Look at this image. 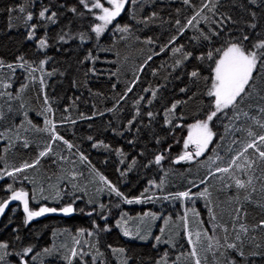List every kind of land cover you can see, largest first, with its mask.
Here are the masks:
<instances>
[{
	"label": "trees",
	"instance_id": "trees-1",
	"mask_svg": "<svg viewBox=\"0 0 264 264\" xmlns=\"http://www.w3.org/2000/svg\"><path fill=\"white\" fill-rule=\"evenodd\" d=\"M100 2L108 5L106 0ZM85 3L88 8L80 0H0V69H17L19 83L13 92L16 98L20 96L12 106L14 112L1 107L0 137L11 142L12 148L0 150V156L6 152L12 172L39 159L35 167L15 173L12 179L2 178L0 204L11 198L12 191L23 190L28 193L31 211L32 189L42 176H55L65 166L61 173L67 175L69 159L84 156L85 162L121 193L116 200L124 205L137 199L162 202L166 196L189 191L210 235L222 241L229 258L233 256L237 264H264V228L257 227L264 220V161L248 149L236 164L231 163L251 139L248 129L264 133L250 119H264L258 111L264 105L260 99L264 96V71L259 64L253 73V95L240 106L248 117L240 114L236 119L231 109L219 113L210 122L215 137L204 154L192 161L174 162L184 151H195L192 145L184 149V141L191 125L206 119L212 110L214 97L207 92L214 63L206 59L207 53L230 43H242L255 51L252 46L264 42V0H190L188 4L184 0H127L121 14L99 37L92 28L101 12L91 8L93 0ZM45 9V18H40ZM52 13L56 15L52 17ZM28 14L33 16L31 21ZM193 16L196 19L188 24ZM123 27L128 31L118 30ZM41 39L46 41L43 48ZM177 47L181 52L174 53ZM187 52L192 56L184 59ZM201 56L205 59H199ZM192 71H197L198 77H191ZM173 104L177 105L174 110ZM43 110L44 119L37 118ZM12 117L17 121V134L8 129ZM27 120L33 130L24 127ZM53 131L62 139L52 140ZM49 144L52 151L39 157ZM157 155L164 157L160 164L155 163ZM246 157L255 161L251 168L245 164ZM219 167H228L229 172H217ZM249 176L251 186H235L236 179L246 182ZM150 182L159 186L158 193L149 190ZM205 189L207 195L201 196ZM69 206L74 209L71 217L49 215L27 222L22 205H13L0 220V243L9 245V258L20 264L23 250L31 248L23 257L30 264L32 255L50 247L55 229L84 227L98 233L97 249L104 252V260L96 264H120L109 248H124L127 264H157L163 254L164 248L125 240L116 229L104 232L113 222L101 220L107 208L91 206L86 216L79 212V203L63 201L48 207L61 210ZM127 209L132 214L145 211V207ZM241 225L248 229L247 234L239 231ZM237 233L241 240L235 239ZM225 236L239 251L226 247Z\"/></svg>",
	"mask_w": 264,
	"mask_h": 264
},
{
	"label": "rangeland",
	"instance_id": "rangeland-1",
	"mask_svg": "<svg viewBox=\"0 0 264 264\" xmlns=\"http://www.w3.org/2000/svg\"><path fill=\"white\" fill-rule=\"evenodd\" d=\"M105 7L111 6L107 5ZM100 23L102 22L98 21V24ZM109 25L106 26L105 30ZM16 71L17 69H0V107L8 106L10 113L14 112L12 106L16 103L15 100L20 99V96L18 95L19 97L16 98L13 92L14 89L17 90L19 83ZM6 84L9 87L6 88ZM9 93L11 98H9ZM44 112L45 110L37 118L44 119ZM14 119L15 117L10 119L11 126L8 128L11 134H17V132H14L17 128V121ZM28 119L33 124L29 117ZM1 121L2 118H0V125ZM19 123H22V121ZM30 126L27 120L24 127L28 131L33 130ZM8 146H10L9 143ZM68 165L70 170L67 168L69 170L67 175L61 173V171L66 170V166L61 170L59 168L60 172L55 176L50 177L49 174H43L44 176L40 179L39 185L32 189L34 207L31 211L49 208L48 206L61 204L63 201H70L74 204L79 203L81 205L79 212L85 213L86 216L90 214L91 206H96L102 210L107 208L106 214L101 217V220L104 222L113 220L114 222V217L117 219L119 216L116 228L125 240L151 243L155 247L164 248L157 264H162L163 259L167 260V264H195V258L189 255L193 246L196 248L201 264H237L233 256L228 257L229 254L223 248L222 241H219V245H217L214 236L210 235L201 213L195 207L196 204L190 195L189 197H179L176 194L173 197L166 196L162 202L151 200L124 205L122 201L118 202L116 200V194L111 191L108 182L105 179L101 180V175L95 172L84 159L82 160L79 156L70 158ZM9 169L10 167L7 166L6 170ZM8 177L12 179V176L8 175ZM17 180L19 179L16 176L15 181ZM148 187L153 193H158L160 189L154 182H150ZM130 207H145V211L132 214V210L127 209ZM117 211L118 216H116ZM93 213L96 215L95 210ZM165 220L168 221L167 224H165ZM27 222L29 221L27 220ZM113 222L107 224L106 227L110 228ZM161 229H163V232ZM125 231H128L129 235H124ZM197 232L201 233L199 240H197ZM205 232L206 235H204ZM89 233L86 227L74 230L68 228L55 229L52 234V244L49 248H46L48 251L46 252L45 249L36 252L30 258V264H45L47 262L51 264H68L66 257H70V250L73 248L77 250L78 255L71 257V264L85 262L84 248L85 241H90ZM94 233L98 239L97 231L94 230ZM189 235H191L194 242L191 245L189 244ZM158 236L160 237L159 241L156 240ZM210 243L212 245L211 249H209ZM229 250L234 251V249ZM165 253H167L166 257Z\"/></svg>",
	"mask_w": 264,
	"mask_h": 264
},
{
	"label": "snow or ice",
	"instance_id": "snow-or-ice-1",
	"mask_svg": "<svg viewBox=\"0 0 264 264\" xmlns=\"http://www.w3.org/2000/svg\"><path fill=\"white\" fill-rule=\"evenodd\" d=\"M107 4L111 7H105L104 4L100 2V0H93L91 8L99 9L102 14L96 15L95 19L98 21H101L102 23L95 25L92 28V31L96 33L97 37H99L104 31L107 25L111 24L112 21L118 17L121 14V11L123 10L125 3L127 0H106ZM190 0H184L185 4H188ZM218 2V0H217ZM255 2V0H253ZM80 3L84 4L86 8H88V5L85 3V0H80ZM204 7H207V5H204ZM215 7V5H213ZM91 8L88 10L91 11ZM20 11H23V9H20ZM41 11L39 13L40 18H45V12ZM73 12L76 11L75 8L72 9ZM200 13L197 12L196 15L198 16ZM56 14L52 13V17H54ZM33 19V16L31 14L27 15V20L31 21ZM51 19V17H49ZM196 19V16H193L191 19L188 20V24H192V21ZM177 25H179V20H177ZM31 27H35L34 25ZM254 27V25H253ZM119 31L127 32V27L119 28ZM29 39H32L33 36L30 33ZM63 38V37H61ZM205 39H208V37H205ZM244 40L248 39V36L243 37ZM148 43H151V40L147 41ZM39 45L41 48L46 46V41L44 39L39 40ZM255 51L247 49L245 46H243L242 43H230L227 47H221L215 49V51H209L207 53L206 59L213 61L214 63V77L211 84V88L207 92V95L209 97H214V100L212 101L210 112L207 114L206 119L197 121L195 124L191 125L189 134L187 139L184 141V149H188L190 145H192L195 149L194 152L190 151H184L182 155H180L174 162L179 163L181 161H192L194 158L200 157L204 154V152L208 149V146L212 143L215 133L213 132L212 128L210 127V122L213 121L214 118L218 116L219 113L225 112V110L231 109L234 114V118L239 119V115L243 114L245 117H248V113L244 112L243 109L240 107L242 104H244L245 100H248L252 97L253 91L255 89V80L256 77L253 75L255 71L258 70V64L259 69L261 71H264V42H260L257 44H254L252 46ZM174 53L181 52V47L174 48L172 50ZM192 56L191 52H187L184 54V59H188ZM23 60V57L20 58ZM151 59V57H149ZM199 59L203 60L205 59L204 56L199 57ZM177 63H180V61H177ZM3 62L0 61V66H2ZM24 65L21 64L20 67H23ZM8 68H12L13 65L8 64ZM30 67V66H29ZM41 67H43V63L41 64ZM35 71V69H33ZM199 73L197 71L191 72V77L196 78L198 77ZM43 83V81H41ZM5 87H9V85H5ZM23 90V88L21 89ZM128 91H131V88H128ZM184 91V89H182ZM9 98H11V94L9 93ZM153 96H155V92H153ZM261 100H264V96H260ZM47 98H45V103H47ZM176 104H173L171 106L172 110L176 108ZM250 108L252 107L251 104L248 105ZM51 111V109H49ZM259 113L262 117H264V105L259 106L258 108ZM152 114L149 113V116ZM2 118V116H0ZM254 121V123L260 128L264 129V119H257L256 117H250ZM51 123V122H48ZM52 128H55V125H52ZM47 130V129H45ZM248 136L251 138L248 140L243 148V151H240L239 154L236 156L235 159L231 161L232 164H236V160H238L241 156H244V154L248 151V149H252L254 153H258V157L260 160L264 161V133L257 134L251 129H248ZM62 139L60 136H58L54 131L52 132V140H59ZM222 139V137H221ZM67 143V141H65ZM24 146L27 147V141L24 142ZM68 147L71 148L72 145L68 144ZM107 147V146H105ZM52 151L51 144H49L45 150L41 151L39 153V157L46 156L49 152ZM119 154V152H118ZM81 159H85L84 156H81ZM164 159L162 155H157L155 157V163L160 164V162ZM36 164H39V159L35 160L33 163L25 162L21 167H18L15 169V172H9V176L15 175V173L22 172L25 169L35 167ZM245 164L251 168L253 164H255V161H249V159L245 158ZM239 168L240 166L237 165ZM217 172L221 173H228L229 168L228 167H219L216 170ZM27 179V177H25ZM101 180H104V177L101 176ZM107 182V181H106ZM201 183H205L204 180H201ZM247 186L252 185V177L249 176L248 180L242 181L240 179L235 180V186L239 189H244ZM230 186V185H229ZM109 187L112 192H114L117 196H121V193L111 184H109ZM11 191V188H9ZM252 191H255V188L252 189ZM189 191H184L178 193L179 197H189ZM201 196L207 195V189L204 190V192L200 193ZM28 193L21 191H12L11 199L12 200H22L24 205V211L27 213V220L30 221L33 217H38L42 215L45 212H55L56 209H49V208H41L39 211H30L28 206V200H27ZM248 199V197H245ZM127 203H132V200H127ZM136 202H139L137 199ZM7 206V202H3L0 204V213H3L4 208ZM62 211L65 214L71 213L73 211V208L71 206L65 207L62 209ZM237 213H239V209L236 210ZM198 215V213H197ZM186 221V217L184 218ZM213 219L215 217L213 216ZM165 224L168 223L167 220L164 221ZM235 228V225L233 226ZM259 228H264V220H262L259 225H257ZM225 233L228 232V228L225 227L223 229ZM163 232V229H161ZM240 232H243L247 234L248 229L241 225ZM89 235H92V233H89ZM124 235H129L128 231L124 232ZM206 235V232L204 233ZM197 240H199L201 233H196ZM211 239V238H209ZM236 240H241V237L239 233H237ZM254 239V237H253ZM156 240L159 241L160 237H156ZM78 243V241H77ZM194 242L191 239V235H189V244H193ZM224 243L227 248L229 249H237L239 251V248L236 243L229 242L228 237L225 236ZM242 243V241H241ZM217 245H219V241H217ZM9 245L7 243H0V261H3L5 256L9 255L7 252ZM212 245L209 244V249H211ZM259 247V245H257ZM32 251L31 248H26L23 250V254L21 256V262L20 264H27V261L24 260V256H27L28 253ZM48 251L47 249L45 250ZM114 252H123V249H113ZM78 255L77 250L75 248L70 250V257H66L68 260V264H71V257H76ZM190 256L195 258V264H201L200 259L198 258V253L196 251V248L193 246L192 251L189 253ZM241 255L243 253L241 252ZM167 256V253H165V257ZM162 264H167V260L163 259Z\"/></svg>",
	"mask_w": 264,
	"mask_h": 264
},
{
	"label": "crops",
	"instance_id": "crops-1",
	"mask_svg": "<svg viewBox=\"0 0 264 264\" xmlns=\"http://www.w3.org/2000/svg\"><path fill=\"white\" fill-rule=\"evenodd\" d=\"M0 116H4V111L1 110L0 107ZM1 143H0V150H7L11 148V142H8L10 144V146H8L6 139L0 137ZM0 181L2 180V178H8V173L12 172V168H11V159L9 158L7 160V156H6V152H5V156L2 158L0 156ZM7 166L10 167L9 170H6ZM119 222V216L117 217V219H115L113 226H110V228H107L106 226L103 228V231L106 233H109L113 230H118L116 228L117 224ZM88 231L90 233H92V235H90V241H85V248H84V261L87 264H96L98 260L101 259L104 260V252L101 250L99 251L97 249V237L94 233V229L93 228H88ZM119 231V230H118ZM120 232V231H119ZM3 243V242H2ZM113 249H123L124 251L121 252H114ZM8 252V249H7ZM109 252L111 255H114L115 259L120 263V264H127V262L129 261V258L127 257L126 251L124 248H109ZM9 253V252H8ZM0 264H18L17 262L11 260L9 258V255L5 256L3 261H0ZM46 264H50V263H46Z\"/></svg>",
	"mask_w": 264,
	"mask_h": 264
},
{
	"label": "water",
	"instance_id": "water-1",
	"mask_svg": "<svg viewBox=\"0 0 264 264\" xmlns=\"http://www.w3.org/2000/svg\"><path fill=\"white\" fill-rule=\"evenodd\" d=\"M5 202H7V206L4 208L3 213H0V220L1 218L8 212V210L15 204L20 203L23 207L24 210V205H23V201L22 200H12L11 198H9L8 200H6ZM29 206V205H28ZM49 209H53V208H49ZM26 213V212H25ZM74 213V209L71 213L65 214L62 209L61 210H56L55 212H45L42 215L38 216V217H33V219H41L44 218L46 216L49 215H59V216H63V217H71V215ZM25 260V259H24Z\"/></svg>",
	"mask_w": 264,
	"mask_h": 264
}]
</instances>
